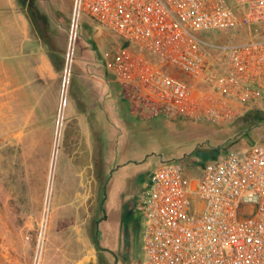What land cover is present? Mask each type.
I'll return each instance as SVG.
<instances>
[{
    "label": "rangeland",
    "instance_id": "374dc122",
    "mask_svg": "<svg viewBox=\"0 0 264 264\" xmlns=\"http://www.w3.org/2000/svg\"><path fill=\"white\" fill-rule=\"evenodd\" d=\"M18 1L31 34L40 38L44 51L50 53L62 72L52 111L48 87L22 89L21 71L25 73V66L33 61L15 60L12 64L0 59V241L3 251L11 250L10 246L21 247L20 251L34 257L35 264H49L47 251L58 242V219L62 214L76 216V223L82 224L85 230L83 251L88 247L93 251L98 223L105 213V194L111 175L106 171L102 154L113 149L116 166L136 161L128 163L126 172L134 177L116 199L123 202V212L120 244L113 251L114 264H144L147 220L138 206L154 170L162 161L178 162L187 178L196 180L208 164L229 152L243 153L253 146L264 145V99L243 107L231 121L191 119L177 114L141 120L129 117L126 111L124 121H119L115 117V105L123 103L124 96L108 63L118 51L134 50L133 46L87 15L81 17L77 35L72 38L74 0ZM211 35L220 44L263 39L264 24L258 26L257 35L249 28L216 31ZM14 41L20 43L21 39ZM19 48L20 44L15 48L3 45L0 38V58L18 52ZM30 51L38 52L39 47L25 50ZM76 118H86L92 125H86L82 131L75 123ZM81 133L90 137L89 143L82 144L84 147L89 144L91 152H84L82 172L72 173L64 165L67 148L80 145V141H70L66 134L76 138ZM88 154H92L89 159ZM88 161L92 166H86ZM113 222L111 215L105 226ZM67 230L61 235L67 238L68 249L76 247L78 252L81 245L70 242L72 234ZM71 251L68 250L67 264L79 260V253ZM2 260V264H8L5 258ZM99 264L112 263L100 259Z\"/></svg>",
    "mask_w": 264,
    "mask_h": 264
},
{
    "label": "built area",
    "instance_id": "2783aa9c",
    "mask_svg": "<svg viewBox=\"0 0 264 264\" xmlns=\"http://www.w3.org/2000/svg\"><path fill=\"white\" fill-rule=\"evenodd\" d=\"M83 15L133 46L108 67L136 119L231 121L264 99V38L211 35L264 24V0H74L72 38ZM184 171L162 161L151 175L144 264H264V145Z\"/></svg>",
    "mask_w": 264,
    "mask_h": 264
},
{
    "label": "crops",
    "instance_id": "0c3cea01",
    "mask_svg": "<svg viewBox=\"0 0 264 264\" xmlns=\"http://www.w3.org/2000/svg\"><path fill=\"white\" fill-rule=\"evenodd\" d=\"M0 38L2 40L3 45H10L15 48V45L20 44V48L18 52L6 57L0 58L3 63L7 61L17 60L19 62L22 61H33V63L27 64L25 73L24 70L21 72V77H23L21 84L22 89L27 88L29 91L32 87H43L49 89L50 92V100L51 110H55V105L58 99V94L61 85V69L58 68L52 57L48 51H44L41 40L36 34H31L30 26L28 21L25 19L24 14L19 11V1L18 0H0ZM19 38L21 42H15L14 39ZM40 44V45H39ZM27 47L35 48L39 47L38 52H25ZM6 67V64H3V67ZM14 65H12L13 67ZM22 66V65H21ZM20 66V67H21ZM23 69V67H22ZM6 71V70H5ZM118 81V80H117ZM120 89V87L118 88ZM31 90V89H30ZM115 95L118 96L117 90L114 91ZM120 94V93H119ZM29 99V96H28ZM117 101L119 98L116 97ZM123 101V100H122ZM124 104V105H123ZM36 106H34L35 108ZM128 114V116L133 117L128 101L124 98L123 103L115 105V117L118 118L119 121H124V115ZM135 119V117H133ZM76 125L80 126L81 130H84V127L88 124L92 125V122L89 123L86 118H76ZM67 136L70 141H80V145H73L67 148V159L65 160V166L70 167L69 171L72 173L82 172V158L84 156V152H91L90 145L87 147L83 146V141L87 143L90 142V137L88 134H83L79 137ZM72 137V138H71ZM105 156V166L106 171H110V180L109 187L107 188L105 204H104V216L101 217L98 223V236L97 243L93 247V251L90 247L86 248V252L83 251L82 243L84 242V226L80 223H76V216L69 214H62L59 216V224L57 227L59 239L58 242L51 245L49 250L47 251V258L49 264H67L68 259V250L74 249V253H79V260L75 261L74 264H99L100 259L110 260L112 264L115 263L113 251L120 241L121 230H122V212L123 205L118 202L116 199L119 196H122V191L124 190L125 185L128 183L130 178H133V174H129L127 171L128 163L136 162V161H128L123 162L119 166H116V155L112 149L111 152L108 150L102 154ZM91 158L92 154L86 155ZM87 167L92 166L91 162L86 163ZM115 167L117 169L115 170ZM117 171V172H116ZM118 176V177H117ZM117 179V181H116ZM112 180V185H111ZM115 181L117 182L115 185ZM113 201V202H112ZM110 205V207H109ZM112 215L113 224L111 226H105L110 220ZM62 221V223H60ZM67 222V223H63ZM69 222V223H68ZM72 222V223H71ZM71 232L70 242H78L81 246L78 249V252L75 248H69L66 245L67 238L61 235L62 232L68 231ZM69 239V238H68ZM88 242V241H87ZM0 264H2L3 260L8 264H35V259L28 254H24L21 250V247H11V250L3 251V245L0 241ZM89 245V244H88ZM73 253V251H71ZM27 253V252H26Z\"/></svg>",
    "mask_w": 264,
    "mask_h": 264
},
{
    "label": "trees",
    "instance_id": "16d2710c",
    "mask_svg": "<svg viewBox=\"0 0 264 264\" xmlns=\"http://www.w3.org/2000/svg\"><path fill=\"white\" fill-rule=\"evenodd\" d=\"M252 29H253V33H254L255 35H257V33H258V27H253ZM106 192H107V191H106ZM105 197H106V194H105ZM96 243H97V241H96Z\"/></svg>",
    "mask_w": 264,
    "mask_h": 264
}]
</instances>
